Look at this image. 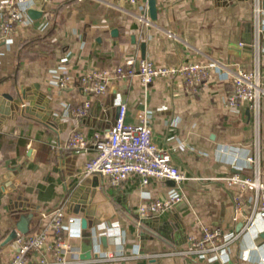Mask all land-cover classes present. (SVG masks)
Wrapping results in <instances>:
<instances>
[{"label": "crops", "instance_id": "1", "mask_svg": "<svg viewBox=\"0 0 264 264\" xmlns=\"http://www.w3.org/2000/svg\"><path fill=\"white\" fill-rule=\"evenodd\" d=\"M41 6L39 19L27 15L11 40L0 43V103L7 94L24 107L34 105L47 118L21 112L23 106H1L7 113H0V264H8L13 254V215H40L62 201L66 215L77 219L65 233L74 258L81 260L82 215L73 214L66 203L82 182L77 198L90 215L94 249L124 258L101 264H264L260 221L255 231L229 246L222 261L204 263L178 253L186 249L188 237L199 234L201 225H219L226 234L242 229L245 219L233 220L237 202L224 181L235 172L254 174L255 165L247 157L257 158L264 181V96L258 125L247 103L233 113L223 107L231 88L222 73L192 94L180 80H156L147 88L137 79L115 81L105 95L90 99L86 117L78 120L68 113L69 107L87 99L78 85L84 71L116 66L129 56L158 65L218 61L251 70L257 64L264 85V40L256 62L243 36L244 23L250 22L253 37L254 0H155L156 19L149 25L136 18L138 5L118 0H31L29 9ZM63 74L71 82L60 88L55 77ZM119 103L126 105L125 121L130 124L138 123L140 111L146 110L154 143L166 149L185 174L180 187L169 181L143 186L132 178L115 188L99 178V187L93 189L92 177L79 181L87 157L53 148L62 146L73 130L87 135L108 130ZM172 192L181 195L180 203L157 218L138 220L140 206ZM244 209V214L249 212ZM44 221L39 218L32 230Z\"/></svg>", "mask_w": 264, "mask_h": 264}, {"label": "built area", "instance_id": "2", "mask_svg": "<svg viewBox=\"0 0 264 264\" xmlns=\"http://www.w3.org/2000/svg\"><path fill=\"white\" fill-rule=\"evenodd\" d=\"M118 1L138 5L140 11L135 15L138 21L144 25L151 23L148 0H145L144 4L140 0ZM30 2L31 0H0V43L9 42L16 27L25 23ZM263 13L261 0H254L253 37L249 46L255 53L256 62L260 42L264 40ZM238 46L245 45L239 43ZM216 73L224 74L231 88L223 104L226 111L233 113L242 103H247L255 124L258 125L264 85L257 64L255 68L245 70L239 67L233 69L218 61L190 60L177 65H158L150 59L129 56L116 66L90 68L78 79L79 89L87 99L79 105L69 107L68 113L70 117L78 120L86 117L91 108L90 99L105 95L115 81L137 79L142 87L147 88L156 80H180L187 93L192 94L200 93ZM55 78V83L60 88L67 87L71 82V78L66 74ZM125 117L126 105L119 103L116 116L108 130H96L90 135L73 130L62 146L56 145L53 148L64 149L78 157H87L83 163L80 182L97 176L107 181L111 187L118 188L123 182L138 178L143 186L148 185L150 181H169L180 187L186 178L185 174L172 162L168 151L154 143L146 110L140 111L138 123H127ZM247 161L255 165L252 176L235 172L224 181L226 188L234 191L237 202L233 220L237 222L240 217L245 219L242 229L234 234H226L219 225H201L198 235L188 237L186 249L178 251L180 255L204 263L211 260L222 261V255L229 246L238 241L244 233L255 231L258 221L261 226L257 231L264 233V181L257 158L247 157ZM181 201V195L176 192L170 193L164 199L148 201L139 207L138 220L157 218ZM245 206L249 208L246 214ZM39 216L45 220L39 228L26 234L13 230V254L8 264H101L124 260L118 252L96 251L94 247V258L86 261L74 258L73 248L65 231L68 226L74 225L77 219L75 216L66 215L62 204ZM114 227L119 229V225Z\"/></svg>", "mask_w": 264, "mask_h": 264}, {"label": "water", "instance_id": "3", "mask_svg": "<svg viewBox=\"0 0 264 264\" xmlns=\"http://www.w3.org/2000/svg\"><path fill=\"white\" fill-rule=\"evenodd\" d=\"M148 5V13H149V18L151 21H154L156 19V7H155V0H148L147 2ZM261 7L264 10V0H261ZM44 10V7L41 6V8L38 9H29L27 11V15L30 19L32 20H37L41 17L42 12ZM243 36H244V43L246 45H250L251 43V23L247 22L244 23V30H243ZM112 34H116V30L112 31ZM4 103H0V113H7L6 110H4V107H1L2 105L5 106V104H8L9 107H15L16 110H19L20 106L21 107V112H24L25 114L32 115L37 119H41L42 121H46L47 118H44L41 113L37 112L34 109V105H30L32 107H24V105H20V99L19 98H12L11 96L4 94L3 95ZM3 108V109H2ZM40 110V109H39ZM50 119H54L53 116H50ZM49 121V120H48ZM30 151L27 152V155L29 156ZM83 182L79 185V187L76 189V191L71 194L67 198V207L70 208L71 212L75 215L81 214L82 217L80 219V224H81V229L83 230V236L80 244V259L81 260H89L91 258V252L93 250V243H92V233L91 229L93 226H91L89 219L90 215L88 211H86L81 205L84 204V201H78L77 195L78 192L84 187ZM91 187L97 188L100 185L99 178L97 176H93L91 178ZM63 201L61 202V204ZM60 204V205H61ZM40 216L37 215L35 212H26V213H17L13 215L12 221L14 225V230H17L20 233L26 234L30 232L33 228L36 227L38 221H39ZM31 222L33 223L32 225ZM264 237V234L262 235ZM14 238V232L12 231L10 235V240Z\"/></svg>", "mask_w": 264, "mask_h": 264}]
</instances>
